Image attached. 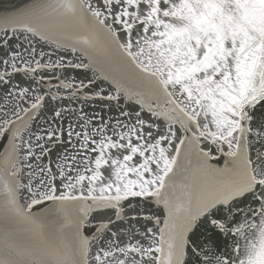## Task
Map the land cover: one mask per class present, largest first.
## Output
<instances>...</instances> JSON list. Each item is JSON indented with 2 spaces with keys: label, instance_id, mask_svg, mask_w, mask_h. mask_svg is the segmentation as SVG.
Segmentation results:
<instances>
[{
  "label": "snow or ice",
  "instance_id": "obj_1",
  "mask_svg": "<svg viewBox=\"0 0 264 264\" xmlns=\"http://www.w3.org/2000/svg\"><path fill=\"white\" fill-rule=\"evenodd\" d=\"M0 264H264V0L0 11Z\"/></svg>",
  "mask_w": 264,
  "mask_h": 264
},
{
  "label": "water",
  "instance_id": "obj_2",
  "mask_svg": "<svg viewBox=\"0 0 264 264\" xmlns=\"http://www.w3.org/2000/svg\"><path fill=\"white\" fill-rule=\"evenodd\" d=\"M26 0H0V11L11 10L17 6H22Z\"/></svg>",
  "mask_w": 264,
  "mask_h": 264
}]
</instances>
